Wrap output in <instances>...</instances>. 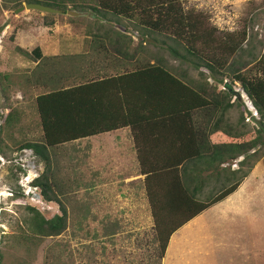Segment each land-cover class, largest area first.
<instances>
[{
    "label": "trees",
    "instance_id": "1",
    "mask_svg": "<svg viewBox=\"0 0 264 264\" xmlns=\"http://www.w3.org/2000/svg\"><path fill=\"white\" fill-rule=\"evenodd\" d=\"M20 1L2 0L15 6ZM25 1L49 4L62 13L66 9L84 10L105 19H109L106 16L109 14L118 24L123 17L130 22L131 29L141 35L142 38L132 44L125 26L121 31L93 33L95 39L90 40L88 50L100 54L104 65L108 66L109 62L114 72L97 71L89 75L81 71L79 81L35 93L33 102L41 139L25 141L19 148L30 149L41 162V172L32 183L39 187L45 201L57 203L47 177L48 147L123 125L129 126L135 140L140 127L162 128V134L154 136L172 138L175 144L159 148L157 153L170 157L160 162H138V171L144 174L143 186L161 257L168 234L233 191L264 151V38L259 40L257 51L244 48L242 43L247 34L244 28L237 32L217 30L201 11L184 8L183 0ZM259 13H264V4L260 12H254L255 15ZM50 22L47 20L43 24ZM262 32L264 34V27ZM146 37H151L154 41L150 43L157 48L164 47L170 58L195 69L200 78L189 77L160 55L146 50V42H143ZM15 48L23 55L31 54L34 59L41 56L38 45L29 52L19 46ZM244 54L248 58H244ZM142 55L152 58L148 61ZM51 67L38 60L33 71L37 70L48 81L56 83L64 72ZM68 71L70 68L64 74ZM1 78L10 82L12 73H2ZM207 78L211 80L208 82ZM230 81L239 83L255 108L257 127L249 139L211 143L207 135L214 130L236 136L226 116V110L234 105L239 95L238 91L229 89ZM215 83H221L223 88H216ZM7 113L3 122H7ZM242 120L243 114L239 113L236 121ZM240 155L235 166L230 167ZM210 178L220 186L201 197ZM57 206L60 212L47 219L32 208L27 230L35 242L64 229L66 209L60 203ZM6 254L0 250V264L23 263L16 257L11 262Z\"/></svg>",
    "mask_w": 264,
    "mask_h": 264
},
{
    "label": "rangeland",
    "instance_id": "2",
    "mask_svg": "<svg viewBox=\"0 0 264 264\" xmlns=\"http://www.w3.org/2000/svg\"><path fill=\"white\" fill-rule=\"evenodd\" d=\"M25 2L22 0L15 6L0 0V87H3L0 90V250L7 253L11 262L16 257L22 264H161L152 217L143 206V199L142 202L138 199L141 196L135 193L121 202L117 196L98 193L101 179L94 174L100 172L99 166L104 169V176H110L114 170L133 172L135 165L132 162L122 165L114 163L109 155L105 157V163L99 162L102 158L94 153L88 138L48 147L50 160L47 177L57 203L66 209L65 227L55 235L40 237L38 242L31 238L27 225L32 208L45 219L60 212L57 203L45 201L40 196L39 187L32 183L33 178L41 172V162L37 161L30 149L19 148L25 141L41 139L34 94L79 81L81 71L90 75L94 73L92 70L101 69V63L94 61L88 52L84 58L67 62L76 71L73 76L64 77L66 70L70 68L72 71V67L63 63L61 57L86 51L85 40L92 31L115 27L122 30L125 26L132 44L142 37L131 29L126 18L121 17L118 24L109 14L106 15L109 19H105L89 11L75 16L38 9L14 11ZM182 4L184 8L187 6L201 11L217 30L237 32L244 28L247 34L242 46L253 48V52L258 50V42L264 38V13L255 15L254 12L262 10L264 0H183ZM47 20L51 22L43 24ZM150 41L154 40L151 37L143 40L146 50L160 55L189 77L200 78L187 63L170 58L164 47L157 48ZM34 45L40 47L43 56L56 55L55 59L47 56V60L39 58L45 65L63 70L56 83L36 75L33 66L38 60L31 54L23 55L15 48L19 46L29 52ZM142 56L148 61L152 58L151 55ZM243 57L248 58V55L244 54ZM5 72L12 73L10 82H4L1 78ZM207 80L209 82L211 79ZM224 80L229 82L226 78ZM215 86L223 88L221 83H215ZM229 89L239 92L234 105L227 112L229 122L233 124V133L236 134L231 139H249L256 130L258 114L237 81H230ZM6 113L7 122H3ZM239 113L243 114L241 122L236 121ZM215 134L217 140L227 138L220 133ZM112 165L115 169L109 173L108 168ZM229 166L234 167L235 162ZM240 168L245 169L244 166ZM248 170L243 183L246 192V257L234 247L233 237L225 236L224 245L215 246L214 236L219 238L215 234L195 241L196 250L193 248L194 253L188 259L191 263L186 264H264V151ZM132 186L135 189L141 187L139 183ZM210 186L205 190L215 189H210ZM204 195L200 194L201 197ZM210 227L213 233V225L210 224ZM240 241L241 248L244 240ZM169 261L183 264L173 257H169Z\"/></svg>",
    "mask_w": 264,
    "mask_h": 264
},
{
    "label": "crops",
    "instance_id": "3",
    "mask_svg": "<svg viewBox=\"0 0 264 264\" xmlns=\"http://www.w3.org/2000/svg\"><path fill=\"white\" fill-rule=\"evenodd\" d=\"M115 29H118L117 27L113 29L108 28H100L96 29L95 31L91 32V35L88 39H86V47L88 49V45L91 39H95L93 37V33H100L102 30H108L112 31ZM118 31H121V29ZM81 51L78 54H70V55H63L61 58L63 60V63L73 61L74 59L78 60L80 58H84L90 50ZM89 55H92V59L99 61L100 70H92L95 72H102V73H113L114 68L111 67V64L108 62V66H105L104 63L101 60V55L96 54L95 52H90ZM48 58L55 59L56 55L48 56ZM43 56L41 54L40 58L47 60V57ZM39 60V57L36 58ZM94 60V61H95ZM49 61V60H48ZM70 67H72V71H68L69 73L64 74L65 78H68L69 76H73L74 72L76 71L73 65L71 64ZM41 66V65H40ZM87 69V71H91ZM108 71V72H107ZM93 73V74H94ZM36 75H40L36 70ZM92 75V74H90ZM41 76V75H40ZM68 76V77H67ZM239 96V95H238ZM230 108L226 110V116L227 112ZM228 118V116H227ZM139 133L135 135L136 140L134 137H132V134L129 130L128 125H123L120 127H115L110 130L97 132L94 134H90L87 136L79 137L77 139H90L92 142V150L97 156H101V160L99 162L105 163L107 161L105 157L109 155L113 158L114 163L118 164H125L128 162H132V164L135 165V170L133 172H125L121 173L117 170H114V174L110 176H104V169L99 166L100 172H95L94 176L99 177L100 180V186L99 188V194L103 195H114L117 196V200L119 199L121 202L126 199L127 196H133L135 193L137 195H140L138 199L141 201L143 199V206H146L147 212L150 215V209L149 205L147 203L146 199V193L143 186V177L144 174L140 173L138 171V162H160L164 161L166 157H170L169 154H161L157 153V150L162 147L171 146V144H175V140L169 137H163L159 135H155V133L162 134L163 130L162 128H156V127H140ZM154 132V133H151ZM215 133H220L222 136L227 137L225 139H219L217 140L214 135H217ZM208 140L211 143H219L220 142H229V141H239L235 139H231L234 136H230L224 132L219 130H214L208 133ZM214 137V139H213ZM136 141V142H135ZM241 155L238 156L235 160L232 161L235 162L236 160L240 159ZM184 160V159H183ZM97 163V161L95 162ZM109 163V162H108ZM231 163V164H232ZM124 167V166H123ZM233 167V166H231ZM112 169H115V167L112 165L110 168H108L109 173H112ZM246 176V175H245ZM243 177L240 182L237 184L236 188L228 193L225 197L219 199L218 201L213 202L205 209L201 210L200 212L196 213L189 219L183 222L181 225H179L177 228H175L172 232L168 234L167 237V243L165 245L164 251L162 253L161 258V264H172L169 261V257H173L176 260H179L183 264L191 263V261H188L190 258V254L192 255L194 252H192L193 248L196 250V243L198 238H204L208 235H218V237L214 236L213 244L215 246L217 245H224V238L225 236L233 237V244L234 247H237L238 253L242 251V254H244V258L246 257V250L244 249L245 244V233H246V226H245V207L244 200L246 201V192L243 190V183L244 179L246 177ZM114 181V182H113ZM134 183H139L141 185L140 188L135 189L134 186H132ZM210 188H217L220 186V183L214 178H210L209 182L204 186L202 194H205L204 191L207 187ZM216 185V186H215ZM214 186V187H213ZM244 191V192H243ZM200 193V194H201ZM143 196V197H142ZM142 202V201H141ZM253 205V202H252ZM253 216V215H252ZM254 218V216H253ZM210 224L214 227V232L212 233ZM220 234V235H219ZM215 239H218L220 242L216 241ZM241 240H244V243H241V248L239 246V243ZM204 242V241H202ZM204 246V245H203ZM170 254H173V256H169Z\"/></svg>",
    "mask_w": 264,
    "mask_h": 264
},
{
    "label": "water",
    "instance_id": "4",
    "mask_svg": "<svg viewBox=\"0 0 264 264\" xmlns=\"http://www.w3.org/2000/svg\"><path fill=\"white\" fill-rule=\"evenodd\" d=\"M23 8L25 9H38L42 10L44 12L49 11V12H60V9L54 8L52 6H49V4H42L40 2H25L24 4H20L16 8H14V11L22 10ZM81 12H85L84 10L78 11L74 9H66L65 13L68 15H80Z\"/></svg>",
    "mask_w": 264,
    "mask_h": 264
}]
</instances>
